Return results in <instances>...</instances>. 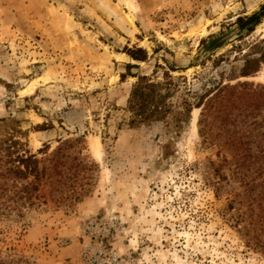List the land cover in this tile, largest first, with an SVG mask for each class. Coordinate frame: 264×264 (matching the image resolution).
<instances>
[{
	"label": "rangeland",
	"instance_id": "374dc122",
	"mask_svg": "<svg viewBox=\"0 0 264 264\" xmlns=\"http://www.w3.org/2000/svg\"><path fill=\"white\" fill-rule=\"evenodd\" d=\"M263 6L0 0V141L15 132L38 158L68 141L81 163L62 192L47 182L0 216L5 264H87L100 244L109 264H264V61L246 70L264 16L238 22ZM146 83L169 91L164 114L137 115ZM237 84L254 94L209 108Z\"/></svg>",
	"mask_w": 264,
	"mask_h": 264
},
{
	"label": "trees",
	"instance_id": "16d2710c",
	"mask_svg": "<svg viewBox=\"0 0 264 264\" xmlns=\"http://www.w3.org/2000/svg\"><path fill=\"white\" fill-rule=\"evenodd\" d=\"M262 16H264V6L258 12L239 17L238 22L242 24L240 31L246 30L247 27L244 24H252L249 28L252 30L261 21ZM214 41L215 39H212L210 43ZM127 52L135 60L143 61L147 58V52L142 48L128 49ZM261 61H264V55L258 59L249 60L246 70L256 68ZM246 70L244 72L247 74ZM238 85L242 86V84L225 85L219 88L214 98L210 99L209 108L227 101L231 102L230 105H234L235 101H241L245 96L254 94L248 90H239ZM162 86L158 83L145 84L143 103L136 109L137 115H147L150 111L159 116L164 114L166 109H162L161 104L165 103L166 96L170 93L169 91L162 93ZM15 130L16 133H21L20 130ZM14 133L0 141L2 145L10 142L7 151L0 152V216H11L12 212L19 211L18 216L21 217L24 214L23 209H31L38 204V200L42 197L40 190L45 183L54 184L53 189L62 192L73 179H77L79 172L74 171L72 174L71 171L79 168L81 163L76 161V156L71 157L65 152L68 141L62 142L51 153L40 149L39 153H45V156L41 158L30 151L20 154L16 146L21 142L14 139L16 136ZM0 264H5L2 257H0Z\"/></svg>",
	"mask_w": 264,
	"mask_h": 264
},
{
	"label": "built area",
	"instance_id": "2783aa9c",
	"mask_svg": "<svg viewBox=\"0 0 264 264\" xmlns=\"http://www.w3.org/2000/svg\"><path fill=\"white\" fill-rule=\"evenodd\" d=\"M98 246H100L99 249L93 253H91L88 249L86 250L87 264H109L119 262L116 252H107L104 247H101V244ZM107 254H109L108 258Z\"/></svg>",
	"mask_w": 264,
	"mask_h": 264
},
{
	"label": "water",
	"instance_id": "95a60500",
	"mask_svg": "<svg viewBox=\"0 0 264 264\" xmlns=\"http://www.w3.org/2000/svg\"><path fill=\"white\" fill-rule=\"evenodd\" d=\"M240 30V29H239ZM224 41H217L215 43H212L209 47L211 48V50L216 49L221 43H223Z\"/></svg>",
	"mask_w": 264,
	"mask_h": 264
}]
</instances>
